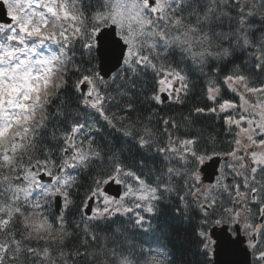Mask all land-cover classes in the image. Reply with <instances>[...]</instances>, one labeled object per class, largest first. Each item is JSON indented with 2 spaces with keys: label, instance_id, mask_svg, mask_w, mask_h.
Returning <instances> with one entry per match:
<instances>
[{
  "label": "snow or ice",
  "instance_id": "6c2138e0",
  "mask_svg": "<svg viewBox=\"0 0 264 264\" xmlns=\"http://www.w3.org/2000/svg\"><path fill=\"white\" fill-rule=\"evenodd\" d=\"M0 11V90L9 93L0 100V264H168L163 252L119 243V227L101 243L97 224L131 214L142 227L161 191L194 221L207 264L217 228L244 264H264V0H0ZM49 43L58 51L44 56ZM97 45L99 67L85 68L77 52L91 61ZM236 51L247 53L242 63ZM70 76L75 107L64 95ZM193 94L201 103L187 123L160 115L158 106ZM92 113L165 161L153 182L96 145ZM205 115L222 122L226 151L192 130ZM214 158L219 173L205 188L201 165ZM113 185L123 189L115 197Z\"/></svg>",
  "mask_w": 264,
  "mask_h": 264
},
{
  "label": "trees",
  "instance_id": "16d2710c",
  "mask_svg": "<svg viewBox=\"0 0 264 264\" xmlns=\"http://www.w3.org/2000/svg\"><path fill=\"white\" fill-rule=\"evenodd\" d=\"M48 47L58 51L54 44L49 43ZM42 48H45V45H41V49ZM92 56L94 58L89 61L87 54L81 57L79 52H77L75 58L78 61L82 60L85 68H97V59L94 49ZM246 56V52L236 51L232 55V60L237 63H242ZM74 80L75 77L70 76L67 89L64 92L65 97L72 107L76 106V99L72 90V82ZM196 91L198 92L199 89L197 88ZM8 94L9 93L6 90H0V100ZM142 99L143 97L136 98L134 102L137 104L138 108L143 110L145 106L140 103ZM197 103H201V101H199L198 97L193 94V96L189 97L183 105H170L168 102H165L158 106V108L160 109L161 116L167 117L172 115L177 122L183 124L187 122L183 121L182 118L187 116L189 110ZM54 108L55 103L50 111L54 110ZM112 111L118 112L121 115L124 114L122 109L116 106H113ZM192 114L195 115V113ZM92 115L96 116L97 127L100 129V131L92 134L95 138L96 145H98L105 154H108L109 150L118 151L129 167L135 169L141 175H146L149 182H153V170L156 172H162L164 170L165 161L155 153L140 151L131 138H126L115 128L109 127L106 122L99 119L97 114L92 113ZM135 118L136 113H132L131 119L135 120ZM52 123L56 124L57 121H52ZM116 123L119 127H123L127 121L121 123L117 120ZM153 126H155V122H153ZM192 130L197 132L203 130L204 139L209 141V143H211L210 137L215 135L217 137L215 147L224 151L228 149V141L230 138L224 131H222V122H220L215 116H201ZM51 132L52 128H49L45 135H50ZM2 138L3 134H0V139ZM140 162H142V166H140ZM81 185L79 198L76 199L77 205L81 203V198L84 196L87 186V176L81 181ZM73 195H76L75 189L73 190ZM194 211L195 210L193 209V214ZM75 212L76 209L73 208V214L69 215L70 221L72 219H79V216L75 215ZM143 215L145 216V224L142 227H137L133 223L131 214L128 217L118 216L111 220L97 222L98 231L101 234V243L107 242L111 244V233L113 232V229L119 227L120 233L116 236L119 243H124L127 239L130 244L138 249H147L152 252H163L169 258L168 264H207L206 259L198 250L199 241L194 235L195 223L184 216L182 203L178 200L176 194H169L162 191L158 192V199L155 202V212L150 215L146 213ZM106 236L107 241H105ZM0 239H2V237H0ZM69 244L71 246L72 241H69ZM160 258L163 261V264H167V261L164 260L163 257Z\"/></svg>",
  "mask_w": 264,
  "mask_h": 264
},
{
  "label": "water",
  "instance_id": "95a60500",
  "mask_svg": "<svg viewBox=\"0 0 264 264\" xmlns=\"http://www.w3.org/2000/svg\"><path fill=\"white\" fill-rule=\"evenodd\" d=\"M0 16H2V11H0ZM4 19H7V17L5 16ZM95 54L97 57V61H98V66L100 65V57L104 55V49L102 46L97 45L95 46ZM114 62V61H113ZM203 177H209L211 181L212 176L214 175L215 170L213 169L212 166H210L209 164H205L203 167ZM212 169L214 170L212 173ZM45 180H47V178L45 177ZM110 192L111 195H113L114 197L118 195L119 191H121V189H118L115 185L111 186L108 190ZM220 230L215 229L214 232H210L211 237H213V239L215 241L219 240L221 241L218 244H215L214 249H215V254H214V261L215 264H238L235 258L236 252H232L227 250L222 242L221 237L219 236L218 232Z\"/></svg>",
  "mask_w": 264,
  "mask_h": 264
},
{
  "label": "flooded vegetation",
  "instance_id": "af4514ba",
  "mask_svg": "<svg viewBox=\"0 0 264 264\" xmlns=\"http://www.w3.org/2000/svg\"><path fill=\"white\" fill-rule=\"evenodd\" d=\"M216 170H217V172H216V175H217L219 173V164L217 165V169ZM216 175H215V177H216ZM215 177H214V180L212 182H215ZM203 179H204V186H205V188H207V185L209 184L208 178H203ZM218 232H220V231H218ZM211 239L214 241V239L212 237H211ZM210 247L213 248L214 247V244H211L210 245V243H209V248ZM209 254H211V253H209ZM235 258H236V261H237L238 264H244L245 257H244V255L242 253L236 252Z\"/></svg>",
  "mask_w": 264,
  "mask_h": 264
},
{
  "label": "rangeland",
  "instance_id": "374dc122",
  "mask_svg": "<svg viewBox=\"0 0 264 264\" xmlns=\"http://www.w3.org/2000/svg\"><path fill=\"white\" fill-rule=\"evenodd\" d=\"M42 55H44V56H47V55H49L46 51H44L43 53H41ZM244 146V145H243ZM244 147H247V145H245Z\"/></svg>",
  "mask_w": 264,
  "mask_h": 264
}]
</instances>
